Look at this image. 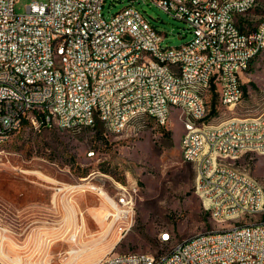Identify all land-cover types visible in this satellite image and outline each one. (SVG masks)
Returning <instances> with one entry per match:
<instances>
[{"label": "built area", "instance_id": "2783aa9c", "mask_svg": "<svg viewBox=\"0 0 264 264\" xmlns=\"http://www.w3.org/2000/svg\"><path fill=\"white\" fill-rule=\"evenodd\" d=\"M19 0H0V127H7V134L0 139H9L27 123L34 129L51 128L53 124L64 123V129H93L101 124L100 112L109 111L107 93L118 96L121 116L112 119L116 133L135 134V129H144L139 120V128H125V119H131L136 108H146L156 113V119L164 116V101L174 98V107L184 105L189 108L188 136L193 140V150L183 149V162L192 164L204 160V167L213 157H197L196 147L206 145L199 141L193 113L203 112L193 94L183 92L186 80H206L213 86L221 109L234 107L235 81H241L243 58L247 52L262 57L264 48V12H261L262 30L250 39H239V32H230V24L242 26L251 24L257 5L264 0H231V4L216 11L217 0H198L200 10H191V0L187 6L170 5V0H129L151 3L171 17L183 21L191 33L192 47H187L186 55L161 56L160 67L145 71V60H138L139 48L163 47L161 35L132 5L123 9V15H113L105 19L102 13L104 0H32L23 13H16L15 4ZM224 15H233V22H224ZM56 33H63L61 55L71 54L67 62V75L47 76L43 62L55 63V57L48 53V44ZM227 36V44H219V37ZM184 45V44H183ZM197 47L209 48V57L193 60L190 50ZM264 70V62L261 67ZM163 72H173V80H164ZM94 77H101V84H94ZM128 79L137 80L134 91H126ZM50 88H58V96L50 97ZM243 98V94H242ZM51 107L59 108V115H51ZM222 120L217 152L229 154L232 149L247 151L255 144H264V138L251 139L248 132V117H228ZM224 124H232L231 132H223ZM258 125H264V118ZM264 152V151H263ZM93 151L87 153L92 156ZM222 165V164H220ZM226 167V172L233 171ZM200 179V187L208 190H235L225 181V177L212 179L195 171ZM243 179H250L258 187L259 201L255 216H248V210L240 206V198L230 201L228 216L232 209H240L242 220L236 221L231 232L198 233L177 242V249L159 254H150V259H142V253H117V257L100 260L94 264H264V196L263 186L243 173ZM120 191H107L89 186L105 206L103 221L122 239L134 225L135 205L128 204V197ZM131 185L133 184H126ZM194 187V193L200 191ZM249 197L250 194H249ZM206 202H209L206 199ZM207 215L220 216V206L204 209ZM227 216H225V222ZM174 237L165 232L158 237L163 242ZM3 239L0 237V243Z\"/></svg>", "mask_w": 264, "mask_h": 264}, {"label": "rangeland", "instance_id": "374dc122", "mask_svg": "<svg viewBox=\"0 0 264 264\" xmlns=\"http://www.w3.org/2000/svg\"><path fill=\"white\" fill-rule=\"evenodd\" d=\"M31 1L19 0L15 12L23 13ZM128 5L164 36L163 47H179L191 39L183 21L149 2L104 0L103 16L108 20ZM261 67L254 63L241 76L243 98L231 109H221L208 91L204 100L209 113L198 126L264 113ZM170 113L163 127L153 123L137 135L104 129L99 136L91 129L72 134L56 126L34 129L27 123L0 144V264H94L110 252L159 254L195 234L231 225L228 220L213 221L202 211L193 187L197 161L195 170L182 161L181 112ZM90 151L94 154L87 156ZM227 163L264 190V154L248 152ZM120 184L136 193L131 197L134 225L118 241L89 186L119 191ZM162 231L174 235L171 245L158 242Z\"/></svg>", "mask_w": 264, "mask_h": 264}, {"label": "bare ground", "instance_id": "6f19581e", "mask_svg": "<svg viewBox=\"0 0 264 264\" xmlns=\"http://www.w3.org/2000/svg\"><path fill=\"white\" fill-rule=\"evenodd\" d=\"M231 4V0H217L216 11H223V8ZM170 5L187 6L188 0H170ZM133 10H137L133 7ZM191 10H200V3L198 0H191ZM261 12H264V5H257V12H254L251 24L242 26L239 29V24H230V32H239V39H250L254 35L259 34L262 30V18ZM115 15H123V9ZM224 22H233V15H224ZM219 44H227V36L219 37ZM63 46V33H56L52 41L48 44V53L51 57H55V63L43 62V69H46L47 76H54V74L60 73V75H67V62L71 61V54L61 55V48ZM187 47H192V40H189L184 45L179 47H160L158 48V54L153 53V47L139 48L138 60H145L147 58V64H145V71H152L153 67H160L161 56H178L186 55ZM190 57L193 60H203L209 57V48L197 47L190 50ZM261 63L263 66L264 62V48L262 57H257L254 52H247L243 58L242 75L247 73L254 63ZM3 65V58H0V66ZM264 75V70H262ZM164 80H173V72H163ZM94 84H101V77H94ZM137 88L136 79H128L125 83L126 91H134ZM213 86L208 84L206 80H186L183 84V92L193 94L198 100L201 110L206 112L205 109V94L212 90ZM214 90V89H213ZM58 96V88H50V97ZM242 97V84L241 81H235V93H234V105L241 100ZM108 110L100 112L101 124L104 127V131L108 133H116V127L112 119H117L121 116V108L118 107V96L114 93H107ZM174 107V98H167L164 101V116L161 120L156 119V113L151 112L146 108H136L131 113V119H125V128H139V120L143 121V128L148 129L151 123L157 126L163 127L170 116L171 109ZM181 112V121L185 134L182 139V148L186 150H193V140L188 136L187 125L184 122L186 118H189V108L184 105H177L176 108ZM51 115H59L58 107H51ZM205 114L193 113L192 121L196 122V131L199 134V141L206 143V145H199L196 147L197 157H205L206 155L213 157L215 163H211L204 167V160H198L196 165V171H202V175H210L212 173V179H220L225 177V181H229V185L238 193L240 198V206H244V210H248V216H255L256 204L254 201H259V191L255 184L250 182V179H243V173L238 171L227 163L228 158L235 159L239 155L256 152L264 154V144H255V147H249L247 151L239 149H232L229 154H222L217 152L220 148V141H213V136H219V129H212L206 131L208 128H221L222 120L214 125H201L198 126L200 121L203 119ZM264 118V113L248 117V132L251 134V139L264 138V125H258ZM60 130H64V123L53 124ZM90 130L89 128H71L69 132L72 134H80L84 131ZM144 129H135V134L143 132ZM232 124H224L223 132H231ZM0 134H7V127H0ZM8 139H0V144L4 143ZM222 164V165H220ZM229 166L233 171L226 172V167ZM247 176V175H246ZM200 187V179H194V186ZM120 191V190H119ZM235 192L233 191H222V190H208L207 187H200V191L196 193L201 202H204V206L208 209H212V206H220V216H215V220L225 221V216L229 222H233L231 225L221 228L220 230L210 232H231L235 229L236 221L242 220V213L240 209H232L231 216H228V208H230V201L235 199ZM122 193L125 195H132L128 189L122 188ZM249 194L251 197H249ZM264 196V190H263ZM208 199L209 202H206ZM128 204H133L131 197H128ZM213 219V215H209ZM226 220V221H227ZM168 231H162L158 237ZM1 237V236H0ZM4 242V238L1 237ZM3 242L0 243V247L3 246ZM161 245L169 246L173 243V237H167L165 241L159 242ZM171 249H177V244L173 243ZM70 253H73L70 251ZM117 257V253H107L100 260H108L110 258ZM142 259H150V254L142 253ZM1 263V262H0Z\"/></svg>", "mask_w": 264, "mask_h": 264}, {"label": "trees", "instance_id": "16d2710c", "mask_svg": "<svg viewBox=\"0 0 264 264\" xmlns=\"http://www.w3.org/2000/svg\"><path fill=\"white\" fill-rule=\"evenodd\" d=\"M212 93L214 94V97L216 98L217 96H216V94L214 93L213 88H212ZM210 112L213 113V112H214V108L210 109ZM103 129H104L103 125L100 124V123H97V124L94 126V128L91 129V130H94L95 133H97V135L99 136V135L102 133Z\"/></svg>", "mask_w": 264, "mask_h": 264}, {"label": "crops", "instance_id": "0c3cea01", "mask_svg": "<svg viewBox=\"0 0 264 264\" xmlns=\"http://www.w3.org/2000/svg\"><path fill=\"white\" fill-rule=\"evenodd\" d=\"M172 111H176V109H171V112ZM178 111V110H177ZM171 114V113H170ZM151 124H153V123H151ZM182 132H183V127H182ZM183 134V133H182ZM182 134H181V136H182ZM180 139H181V137H180ZM179 145H180V140H179ZM196 161H198V160H196ZM98 197V201H99V210L101 211V214H102V217H103V215H104V213H105V206H104V202H103V200L99 197V196H97Z\"/></svg>", "mask_w": 264, "mask_h": 264}]
</instances>
